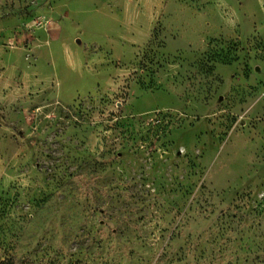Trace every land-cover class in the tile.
<instances>
[{
	"label": "rangeland",
	"instance_id": "374dc122",
	"mask_svg": "<svg viewBox=\"0 0 264 264\" xmlns=\"http://www.w3.org/2000/svg\"><path fill=\"white\" fill-rule=\"evenodd\" d=\"M0 264H264V0H0Z\"/></svg>",
	"mask_w": 264,
	"mask_h": 264
}]
</instances>
